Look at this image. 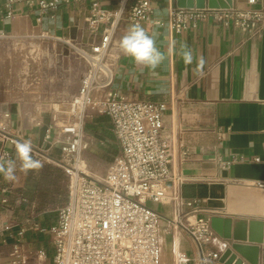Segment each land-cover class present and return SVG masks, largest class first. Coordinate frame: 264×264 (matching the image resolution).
Instances as JSON below:
<instances>
[{
  "label": "crops",
  "instance_id": "crops-1",
  "mask_svg": "<svg viewBox=\"0 0 264 264\" xmlns=\"http://www.w3.org/2000/svg\"><path fill=\"white\" fill-rule=\"evenodd\" d=\"M30 1L31 5L26 0H14L11 15L7 16L5 0H0V37L44 34L59 43L55 48L58 53L73 50L77 57L70 86L55 92L58 100L68 101L78 92L87 69V61L78 49H89L101 36L100 28L93 32L87 24L91 3L109 9L116 7L119 0L70 1L42 14L33 4L36 0ZM150 4V20L140 25L149 34L156 33L157 47L166 52L167 58L155 70L134 64L119 48L120 38L132 25L120 24L112 47L118 58L107 90L128 100L165 104L161 135L171 146L170 173L181 180L175 189L176 197L171 196L174 188L167 181L168 196L158 202L148 201L147 205L159 216L158 238L164 261L202 264L201 251H222L223 239L216 235L213 241L198 245L181 226L167 230L170 219L188 216L190 221L198 217L210 220L219 215L264 222L262 193L253 185L254 181L264 180V22L256 34L225 27L211 19L174 33L154 23L165 18L168 6L176 7L174 0H150ZM262 4L264 0H231L229 7L258 8ZM38 16L40 21L36 20ZM184 43L193 53L190 65L178 54ZM172 45L175 53L169 52ZM200 57L204 59L202 74L196 72ZM34 102L27 98L0 99V130L21 141L30 139L39 150L40 157L34 158L44 164L41 170L25 174L17 161L15 182L0 176V264H7V256L15 246L24 255L43 250L46 263H50L53 245L47 230L56 221L55 207L64 198L65 204L68 197L65 189L42 185L45 175L66 172V163L61 158L60 143L45 139L49 127L56 125L55 115L39 109ZM83 129L88 145L80 155L82 165L107 161V167L118 150L109 117L93 113ZM50 133L56 136L55 126ZM5 146L11 150L9 158H14L13 146ZM216 154L223 160H232L231 164L218 167ZM189 201L193 204L187 205ZM241 260L249 264L242 257ZM258 264H264V229Z\"/></svg>",
  "mask_w": 264,
  "mask_h": 264
},
{
  "label": "built area",
  "instance_id": "built-area-1",
  "mask_svg": "<svg viewBox=\"0 0 264 264\" xmlns=\"http://www.w3.org/2000/svg\"><path fill=\"white\" fill-rule=\"evenodd\" d=\"M70 1L80 0H36L33 4L42 14ZM13 2H4L7 16L11 15ZM26 2L32 4L30 0ZM0 13L3 12L0 10ZM151 13L150 0H119L116 7L109 9L97 2L91 3L87 24L93 32L100 28V40L89 49H78L87 61V69L78 92L68 100L71 121L62 126L53 123L45 136L47 141L53 139L60 143L65 171L71 177L67 201L57 208L56 221L47 230L53 256L51 262L46 263L43 250L24 255L15 246L7 256V264H168L163 259L158 238L159 216L147 205L148 201L158 202L168 196L167 181L174 188L171 196L176 197L175 189L181 180L170 173L171 146L161 135L165 104L128 100L107 90L118 58L112 51L116 30L120 24L148 22ZM210 19L225 27L256 34L264 22V4L245 9L168 6L165 18L154 23L165 25L169 32L179 33ZM36 20L40 21V16ZM93 113L109 117L118 142V150L99 180L81 169L80 158L88 145L84 120ZM53 126L57 132L54 137L50 133ZM62 134L66 135L63 139ZM16 141L21 140L0 130V158L6 160L11 156L5 144L14 148ZM33 156L40 157L34 146ZM214 161L220 168L232 162L217 154ZM253 185L261 190V217L264 218V180L254 181ZM177 226L185 229L198 245L213 241L217 235L210 220L202 217L192 221L188 216L172 218L165 228L170 230ZM228 244L229 241L223 239L224 248ZM222 251H201V263H218ZM241 264H244L242 260Z\"/></svg>",
  "mask_w": 264,
  "mask_h": 264
},
{
  "label": "rangeland",
  "instance_id": "rangeland-1",
  "mask_svg": "<svg viewBox=\"0 0 264 264\" xmlns=\"http://www.w3.org/2000/svg\"><path fill=\"white\" fill-rule=\"evenodd\" d=\"M58 45L59 43L52 39L34 35L24 38L0 37V99H33L36 107L53 113L56 125L62 126L71 121L70 109L68 101L58 100L60 97L55 92L70 86L77 55L73 50L65 49L63 54L58 53L55 50ZM61 45L68 46L66 43ZM63 56L66 57L62 59ZM107 163L106 161L85 166L81 163V167L88 175L99 180L104 174ZM48 176L42 178L44 188L47 184H51L52 187L65 189L67 195L69 194L71 177L68 173L57 172ZM63 200L60 205L66 198ZM60 205L55 207V210Z\"/></svg>",
  "mask_w": 264,
  "mask_h": 264
},
{
  "label": "clouds",
  "instance_id": "clouds-1",
  "mask_svg": "<svg viewBox=\"0 0 264 264\" xmlns=\"http://www.w3.org/2000/svg\"><path fill=\"white\" fill-rule=\"evenodd\" d=\"M119 48L134 64L149 70L157 69L167 58L166 52L157 47L156 33L149 34L139 23L132 25L120 38ZM175 51V45H172L169 52L175 53ZM178 54L186 65L192 64L193 53L186 43L181 45ZM203 65L204 59L200 57L196 69L198 74H202ZM14 149V158H8L7 160L0 158V176H3L5 181L15 182L17 180V161L20 170L25 174L30 171H39L44 167L41 160L34 158L33 145L30 139L22 142L16 141Z\"/></svg>",
  "mask_w": 264,
  "mask_h": 264
},
{
  "label": "water",
  "instance_id": "water-1",
  "mask_svg": "<svg viewBox=\"0 0 264 264\" xmlns=\"http://www.w3.org/2000/svg\"><path fill=\"white\" fill-rule=\"evenodd\" d=\"M182 8H227L231 0H174ZM210 226L229 244L220 254L219 262L223 264H241L240 257L249 264H258L259 244L263 241L264 222L261 219H238L214 215L210 217ZM240 256V257H239Z\"/></svg>",
  "mask_w": 264,
  "mask_h": 264
},
{
  "label": "bare ground",
  "instance_id": "bare-ground-1",
  "mask_svg": "<svg viewBox=\"0 0 264 264\" xmlns=\"http://www.w3.org/2000/svg\"><path fill=\"white\" fill-rule=\"evenodd\" d=\"M81 169L83 170V167H81ZM84 171V170H83Z\"/></svg>",
  "mask_w": 264,
  "mask_h": 264
}]
</instances>
